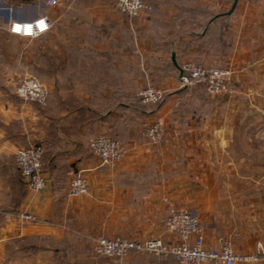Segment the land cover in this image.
<instances>
[{
  "label": "crops",
  "instance_id": "1",
  "mask_svg": "<svg viewBox=\"0 0 264 264\" xmlns=\"http://www.w3.org/2000/svg\"><path fill=\"white\" fill-rule=\"evenodd\" d=\"M147 1L150 12L131 16L116 0H0L8 33L14 20L47 16L51 23L35 38L49 48H37L33 61L8 60L0 49V264H177L172 255L118 259L94 250L100 236L176 242L166 224L171 207L196 211L206 246L229 238L239 254L260 259L237 264H264V0ZM44 56L49 88L84 90L76 97L99 117L74 128L79 111L61 108L59 95L51 116L17 97L15 76L30 62L41 66ZM186 61L233 70L232 92L181 88ZM148 85L168 88L163 102H137ZM108 89L120 95L106 110L92 90L104 96ZM154 116L163 118L165 136L150 144L141 123ZM104 132L128 143L116 166L102 165L88 147ZM32 143L45 145L47 186L39 192L16 163L17 150ZM72 169L83 171L88 193L69 196ZM23 209L39 221L22 223ZM33 242L37 252L22 251Z\"/></svg>",
  "mask_w": 264,
  "mask_h": 264
},
{
  "label": "built area",
  "instance_id": "2",
  "mask_svg": "<svg viewBox=\"0 0 264 264\" xmlns=\"http://www.w3.org/2000/svg\"><path fill=\"white\" fill-rule=\"evenodd\" d=\"M118 8L131 16H141L150 12L152 6L147 0H116ZM233 1V0H223ZM47 6H56L61 0H46ZM51 29L47 16H38L32 20H14L9 25L10 33L36 38ZM181 88L203 86L210 95H222L232 92L233 70L224 67H206L193 61L184 62L177 76ZM16 95L25 102L47 105L48 87L35 75H24L16 83ZM169 90L163 85H148L138 93L141 104L156 105L164 101ZM141 136L150 144L159 143L165 136V124L161 116L147 118L141 123ZM88 147L97 156L102 165L116 166L128 153V143L108 134H99L89 139ZM45 145L32 143L20 147L16 152V163L27 179L32 192L46 188L47 177L44 170ZM69 196L77 197L89 191V182L83 171L71 170ZM22 223L38 222V216L26 209L17 213ZM168 228L178 236L176 242H167L161 237L145 240L130 239L123 236L109 238L100 236L94 239V250L98 255L123 259L132 252L154 255L174 256L177 264H237L245 260H260L257 255L244 256L233 247L232 240L222 239L217 248L205 243L204 230L195 210L189 208L169 209L166 220Z\"/></svg>",
  "mask_w": 264,
  "mask_h": 264
},
{
  "label": "rangeland",
  "instance_id": "3",
  "mask_svg": "<svg viewBox=\"0 0 264 264\" xmlns=\"http://www.w3.org/2000/svg\"><path fill=\"white\" fill-rule=\"evenodd\" d=\"M30 1H34V0H30ZM9 33H8V31L4 30L3 27H0V49L4 52V54L6 55L8 60H11L14 56H17V55L22 56L25 59H31V58H33L35 50L37 48H41V47L49 48V41H47L45 39L43 40L40 38L39 40H37L35 38H24V37H18L16 35H12V33H10V34ZM20 59H22V58H20ZM31 60L33 61L34 59H31ZM27 61H29V60H27ZM8 68L10 69L11 66ZM21 71L22 72H19L18 75L15 76L16 83L20 77H22L24 75H29V74L35 75L41 79V77L37 73H35V71L33 70V65L30 66V64H28L25 67V69H22ZM41 80L48 85V96H49L50 100L55 99L57 97V95H62V97H64V98H66L67 96H72V95H74V97H75L76 92L84 91V90H67V89H57V90L55 89L54 90L53 88H49V82H48L49 77L45 78V79H41ZM140 89H139V91H140ZM117 91L118 90H116V89H108L104 96H100L99 90H92V93H94L93 100L96 103H98L99 100H101V101L104 100L106 104L103 105L102 108L106 107V110L112 109L114 107V103H112V102L115 101L116 98L118 99V97L120 95ZM139 91L137 92V95H138ZM137 95H135V99H137V102H139ZM75 98H78V97H75ZM34 104L40 109L41 113L44 116H48V114L50 116L52 115V113H50V112H52L51 109H45L47 105L41 106L38 103H34ZM156 105H158V104H156ZM72 107H75V106H73V105L65 106V109L69 110ZM61 108H64V106H61ZM71 110H73V109H71ZM56 114H57V112H56ZM104 133H106V132H104ZM106 134H108L114 138L115 137L120 138V137L114 136L111 133H106Z\"/></svg>",
  "mask_w": 264,
  "mask_h": 264
},
{
  "label": "trees",
  "instance_id": "4",
  "mask_svg": "<svg viewBox=\"0 0 264 264\" xmlns=\"http://www.w3.org/2000/svg\"><path fill=\"white\" fill-rule=\"evenodd\" d=\"M42 61L43 62H41L42 63L41 66H36L34 64V62L33 63L30 62V66L33 65V70L35 71V73H37L41 77V79H45V78L50 77V75H51V65H50L49 56H44ZM0 86H1V88L3 90H6V88L2 84L1 79H0ZM59 96H60L59 97V105H60V107L64 106V108H65V106L73 105L75 107H72L71 109H77L79 111V116L74 118V120L72 122V125L74 124V128L80 127L82 124H84L86 121L92 119L93 117H95V118L99 117L98 114L94 116V115H92L93 113H92L91 110H89L88 108H84L83 107V102H82V100L80 98H75L76 96L74 97V95L67 96L66 98L62 97V95H59ZM141 105H145V104H141ZM45 109H51V100H50L49 96H48V99H47V106H46ZM55 124H56V122L53 120L49 131H53L54 130L53 128H55ZM51 128L53 130H51ZM62 128H63V126H62ZM63 129H65V128H63ZM118 139H120V138H118ZM44 157H45V154H44ZM15 242L19 243V242H21V240L16 239ZM36 247H37L36 244L33 242V243H30V244L24 245V247L22 248V251H24L25 253L37 252L38 249Z\"/></svg>",
  "mask_w": 264,
  "mask_h": 264
}]
</instances>
